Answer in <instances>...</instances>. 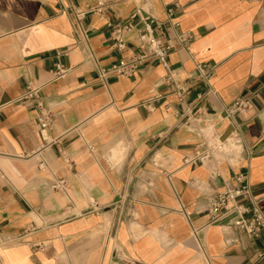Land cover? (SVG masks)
<instances>
[{"label": "crops", "instance_id": "crops-1", "mask_svg": "<svg viewBox=\"0 0 264 264\" xmlns=\"http://www.w3.org/2000/svg\"><path fill=\"white\" fill-rule=\"evenodd\" d=\"M99 2L81 28L65 12ZM138 7L164 24L155 35L172 47L184 102L158 63L98 80L139 53ZM129 23L120 52L112 32ZM58 62L68 73L54 81ZM29 82L54 116L45 139L36 110L15 103ZM244 100V114L222 116ZM198 118L223 139L239 130L234 159L185 165L201 143ZM237 173L264 215V0H0V264H264V232L248 237L236 214L209 225V197Z\"/></svg>", "mask_w": 264, "mask_h": 264}, {"label": "built area", "instance_id": "built-area-1", "mask_svg": "<svg viewBox=\"0 0 264 264\" xmlns=\"http://www.w3.org/2000/svg\"><path fill=\"white\" fill-rule=\"evenodd\" d=\"M135 1V0H132ZM104 10V4L99 2L95 7H87L79 9L71 7L65 11L72 15L76 25L81 28L82 23L89 14L101 13ZM168 22L174 17V11L170 9L168 12ZM132 18H139L144 23V33L139 35V53L134 57L124 60L119 64L113 65L107 69L99 71L98 80L104 85H108V81L112 78H131L145 63H158L165 67L167 75L163 80V84L170 87L172 93L184 102L189 95V90L182 84L175 72L171 70L167 63V58L171 53L172 47L164 39L163 33L159 36L155 35V31H162V23L154 18L143 13L142 8H136ZM135 31V26L132 23L120 27L112 32V40L115 48L123 52L127 50L126 38L129 34ZM83 39H87L83 32ZM190 41L189 36H183L180 42L187 45ZM66 56V54H59ZM197 72L202 77L203 81H208L207 67L205 65H197ZM68 73V69L60 62L56 64L54 71V81L63 79ZM162 97L159 94H154L153 97L145 102L142 106L147 109H152V103L158 102ZM25 103L33 107L37 113V124L40 128V134L45 139L48 131L54 123L53 113L46 107L41 95V87L29 82L26 86L24 95L16 102ZM251 107L249 100L235 101L231 105L224 108L222 116L234 121L237 115H242ZM195 122L202 124L198 128L201 135V143L199 146L185 159V165L189 166H205L215 160L217 155H221L224 161L234 159L238 155L240 148V138L235 129L232 137L223 139V137L215 131V124L211 121H202L200 118L194 119ZM214 175L219 176L214 173ZM62 184V183H61ZM184 214L185 212L182 211ZM208 214L209 225L218 224L225 216L236 214L237 220L233 223V227L243 231L248 237L259 238L264 232V215L259 206V200L256 198L249 184L248 176L243 173H237L232 181L227 182L221 192L211 195L208 199ZM264 253H261L259 258H263Z\"/></svg>", "mask_w": 264, "mask_h": 264}]
</instances>
